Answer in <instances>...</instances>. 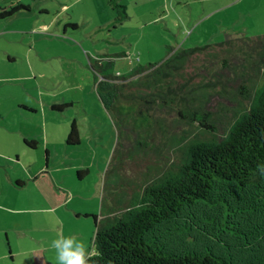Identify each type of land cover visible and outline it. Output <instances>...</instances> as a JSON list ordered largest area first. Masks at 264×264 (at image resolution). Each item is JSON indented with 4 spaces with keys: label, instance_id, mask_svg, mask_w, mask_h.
Segmentation results:
<instances>
[{
    "label": "rangeland",
    "instance_id": "obj_1",
    "mask_svg": "<svg viewBox=\"0 0 264 264\" xmlns=\"http://www.w3.org/2000/svg\"><path fill=\"white\" fill-rule=\"evenodd\" d=\"M90 1L0 0V13L10 11L11 7L27 8L0 20V121L2 116L5 117L2 123L5 126L0 124L1 154H12L15 149L24 152L21 132L36 125H41V129L35 136L42 135L36 139L44 140L40 141L42 145L51 146L55 160L66 158V137L73 120L77 121L81 137V144L72 147L68 153L72 164L60 161L56 165H60L57 170L52 163L48 169L49 175L52 173L58 183L62 180L71 185L76 196L64 197L67 202L57 207L54 201L58 194L55 196L51 190L42 194L41 199L34 194L31 199L27 191L19 190L9 194L7 202H0V264H57L50 242L60 231L65 236L73 235L83 241L88 256L92 255L95 227L91 216L100 214L104 173L108 171L107 183L119 192L124 191L128 195L129 190L131 194L139 193L141 185L166 170L179 148L187 145L189 140L207 137L196 124L189 125L179 119L175 104L169 107L157 98L149 112L160 123V128L157 125L154 130L155 141H167L169 147L163 149L157 158L156 153H151L148 157L152 164L148 165L146 160L149 158H144L140 152H131L129 142L118 138L115 118L106 111L96 91L97 80L101 79L96 72L99 65L95 61L104 56L112 57V74L127 76L136 66L159 64L178 49L219 43L224 40L226 28L221 29L220 25L210 22L195 26L196 31L190 34L194 26L186 29L189 28L185 25L189 21V6L184 0H175L174 9H171L172 16L177 19L176 24L173 18H169V21L148 24L144 31H138L135 11L137 6L140 11L143 8L141 0H131L129 22L117 25L116 29L106 28L102 27L105 21L100 15L95 13V18L91 19L88 8L93 1ZM159 1L162 6L168 4V0ZM189 1L193 12L201 8L198 0ZM242 5L251 17L242 15V23L235 25L240 28V34L231 36L264 37V0H244ZM164 8L168 12V7ZM96 12H99L98 7ZM196 16L199 18V13ZM221 24L227 26L226 22ZM244 42L250 44L247 39ZM235 43L240 45V40ZM258 50L248 51L247 48L246 54L230 49L231 55L222 54L216 60L199 56L193 62H187L170 81L173 99L177 100L176 94L179 92L180 95L181 89L189 92L194 88L197 100L208 102L214 127L223 134L233 116L231 112L240 108L239 103L246 104L243 94H240L244 93L242 89L251 87L258 80V67L252 65L250 69L247 63H243L244 55L249 52L257 63ZM122 51H127V57L116 56ZM8 58L14 62L8 63ZM102 59L107 62V58ZM226 67L229 70H225ZM212 70L218 72V79L212 76ZM248 79L252 81L246 83ZM154 98L155 94H151L147 99L153 101ZM165 98L169 102V96ZM64 105L60 111L52 108ZM79 168L89 171L82 181L77 177ZM128 184L129 187H124ZM75 209L86 211L87 216H77Z\"/></svg>",
    "mask_w": 264,
    "mask_h": 264
},
{
    "label": "trees",
    "instance_id": "obj_2",
    "mask_svg": "<svg viewBox=\"0 0 264 264\" xmlns=\"http://www.w3.org/2000/svg\"><path fill=\"white\" fill-rule=\"evenodd\" d=\"M107 5L115 14L109 27L116 28L128 19L126 7L117 0H107ZM19 9L27 8L11 7L0 13V20ZM239 40L237 45L235 41ZM247 48L260 49L257 63L250 52L243 59L248 68L258 67L259 77L251 87H242L244 93L240 94L246 104H238L240 108L231 112L227 130L219 134L208 102L197 100L194 88L189 92L181 89L180 95L175 92L177 100L173 99L170 81L196 57L216 60L230 54V49L246 53ZM119 55L127 57V51L116 56ZM13 62L8 58V63ZM95 62L101 79L97 80V94L115 118L118 138L129 142L131 152H140L146 159L156 153L157 158L169 147L167 141H155L154 130L157 125L160 128V123L149 112L157 98L166 106L175 104L179 119L196 124L207 137L189 140L179 148L166 170L141 185L139 193L119 192L107 183L108 171L104 173L100 214L91 216L95 235L89 264H264V37L225 34L219 43L178 49L159 64L136 66L127 76L112 74V57H100ZM211 74L219 78L217 71ZM249 81L252 80L246 83ZM151 94L155 98L148 101ZM168 96L169 102L165 98ZM64 107L52 108L60 111ZM76 122L73 120L67 133L68 153L81 144ZM23 143L33 150L38 146L36 140L23 139ZM45 153L49 155L47 149ZM69 159L66 154V165L72 164ZM146 161L152 164L150 158ZM88 172L87 168H79L78 180L82 181Z\"/></svg>",
    "mask_w": 264,
    "mask_h": 264
},
{
    "label": "crops",
    "instance_id": "obj_3",
    "mask_svg": "<svg viewBox=\"0 0 264 264\" xmlns=\"http://www.w3.org/2000/svg\"><path fill=\"white\" fill-rule=\"evenodd\" d=\"M92 1H90L92 2V4H90L88 8V13L91 14V19L95 18L96 13L100 15L102 20L104 19L105 21L102 27H109L115 18V14L108 7L107 0H98L97 2H95L94 0ZM129 1L131 0H117L119 4L126 7V11L128 14V19H126L120 26H123V24L128 23L129 19L131 18L129 14ZM156 1L157 2L141 0V6L143 8V11H140L139 6H137L135 15L136 17L138 16L136 24V29H138V31H144L148 24L157 25L158 23H164V21H167L169 18H173V22L175 24L177 23V19L172 16L171 12V9H174L175 6V0H168V4L166 3L164 6L161 5L160 1L159 3L158 0ZM166 1L167 0H164V2ZM184 1L189 6V8H187V17H189V21L185 22V25L189 26V28L186 27V29L189 30L191 27L194 26V29L190 31V34H192L194 30L196 31L197 27L195 26H203L204 24L214 22L220 25L221 29L226 28L224 35H239L240 28H237L235 25H239L240 23H242V15L246 16L247 18L248 16L251 17L250 13L244 10L243 5L240 6L242 2H244V0H198V2L201 4V8L194 12L190 7L192 3L189 0ZM64 7L67 8L66 6H62V8ZM96 7H98V13L96 12ZM164 7H168V12L165 11ZM196 13H199V18H196ZM85 18L87 19V16H85ZM224 22H226L227 26L221 24ZM221 25H223V27H221ZM5 116L7 117V114H5ZM3 121H5L4 116L1 117L0 124H2ZM2 125L5 126V124ZM30 128L31 129L27 128V130L23 129L24 133L21 132L22 138H20V140H36L38 142V146L35 150L29 149L24 145L26 149L24 152L23 150L21 152H17V149H15L16 152H13L9 155H3V153L1 154L0 151V158L3 160L2 162H0V202L2 200H4L2 201V204L3 202H7L9 197L8 195L11 193H17L19 190L27 191L31 199L33 198L32 194L40 198L42 197V194L51 190L55 196H57L56 194H58L57 198H55L56 200L54 201V203H56V206L59 207L60 205H64V203L67 202L66 200H64V197L72 198L76 196V192L75 190H73V187H71V185H69L66 181L60 180L58 183L52 173L51 176L49 175L50 171H48V169L50 168V165L52 163L55 167L54 169L57 170L60 165H56L61 162H65V158L61 157L59 160H55L53 149H51V146L46 143L45 145H42L41 142L44 140H37L38 138L42 137L41 134V136H35L40 133L39 129H41V125H36ZM42 131L44 132V130ZM46 138H48V136H46ZM46 149L49 151V155H46ZM64 152L65 154H68L66 148ZM35 185L38 187L39 190L36 189ZM28 190H32L34 193H31ZM2 204H0V207ZM65 205H67V203ZM74 211L75 214L78 213L76 214L77 216L87 214V212L84 210H82V212H79L75 209ZM6 238L8 239L7 232ZM10 259H12V257Z\"/></svg>",
    "mask_w": 264,
    "mask_h": 264
},
{
    "label": "clouds",
    "instance_id": "obj_4",
    "mask_svg": "<svg viewBox=\"0 0 264 264\" xmlns=\"http://www.w3.org/2000/svg\"><path fill=\"white\" fill-rule=\"evenodd\" d=\"M261 171L264 173V169ZM50 249L55 252L57 264H89L85 243L73 235L65 236L62 231L58 232L50 242Z\"/></svg>",
    "mask_w": 264,
    "mask_h": 264
}]
</instances>
